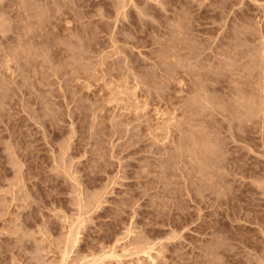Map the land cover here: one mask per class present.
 <instances>
[{"label": "rangeland", "instance_id": "obj_1", "mask_svg": "<svg viewBox=\"0 0 264 264\" xmlns=\"http://www.w3.org/2000/svg\"><path fill=\"white\" fill-rule=\"evenodd\" d=\"M263 113L264 0H0V264H264Z\"/></svg>", "mask_w": 264, "mask_h": 264}, {"label": "bare ground", "instance_id": "obj_2", "mask_svg": "<svg viewBox=\"0 0 264 264\" xmlns=\"http://www.w3.org/2000/svg\"><path fill=\"white\" fill-rule=\"evenodd\" d=\"M260 95H261V93H260ZM260 99H261V97H260ZM254 103V102H253ZM257 109V108H256ZM264 114V113H263Z\"/></svg>", "mask_w": 264, "mask_h": 264}]
</instances>
